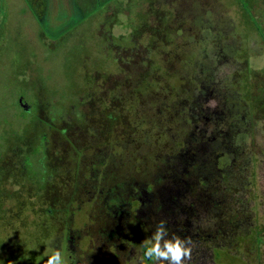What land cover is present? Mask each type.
Instances as JSON below:
<instances>
[{
    "label": "rangeland",
    "instance_id": "obj_1",
    "mask_svg": "<svg viewBox=\"0 0 264 264\" xmlns=\"http://www.w3.org/2000/svg\"><path fill=\"white\" fill-rule=\"evenodd\" d=\"M106 142L114 183L162 193L146 227L43 228L52 202L27 199L44 187H32L46 169L36 147L57 160L81 145L103 162ZM204 151L229 176L207 198L183 166ZM165 163L178 174L160 184ZM81 208L76 225L99 219ZM162 219L190 239L186 264H264V0H0V264H44L47 245L76 264H131ZM241 232L254 237L236 246Z\"/></svg>",
    "mask_w": 264,
    "mask_h": 264
},
{
    "label": "flooded vegetation",
    "instance_id": "obj_2",
    "mask_svg": "<svg viewBox=\"0 0 264 264\" xmlns=\"http://www.w3.org/2000/svg\"><path fill=\"white\" fill-rule=\"evenodd\" d=\"M19 101L23 106H28L29 115H34L31 112V105L25 103L26 100L23 97H20ZM65 131L66 129H64ZM107 142L105 144L107 160L103 162L98 161L94 154H85L88 151L82 149L81 145L71 144L72 148L66 146V148L63 147V150H54L57 160L50 157L48 144L36 147L44 152L43 161L46 164V169L42 181H34L32 187L38 183L43 184L44 187L42 188L43 192L29 188L27 199L37 200V196L41 195L47 204L52 202V207L45 210L46 217L43 228L146 227V221L142 219L144 211L152 209L156 202H161L163 200L162 193L159 189H155L157 187L155 182L149 184L151 190L139 181L127 180L125 183L124 181L114 183L112 167L114 156L110 154L108 149L111 146ZM98 150L100 151V147ZM98 150L96 151L98 152ZM8 164L11 166V171L8 172L13 176L16 175L15 178L18 179L16 161ZM6 183L16 187L19 182L5 177L1 184ZM25 185L28 186V183ZM86 202H90L93 206V212L89 211L88 215H94L93 213L96 211L99 219L93 220L91 225L80 227L75 224L74 219L82 211L81 205H86ZM157 209H161V207L157 205Z\"/></svg>",
    "mask_w": 264,
    "mask_h": 264
},
{
    "label": "clouds",
    "instance_id": "obj_3",
    "mask_svg": "<svg viewBox=\"0 0 264 264\" xmlns=\"http://www.w3.org/2000/svg\"><path fill=\"white\" fill-rule=\"evenodd\" d=\"M191 251L190 239L170 233L167 221L162 219L151 235L136 246L131 264H186ZM44 257L47 259L44 260ZM40 259L44 264H76V257H70L62 248L48 245Z\"/></svg>",
    "mask_w": 264,
    "mask_h": 264
},
{
    "label": "trees",
    "instance_id": "obj_4",
    "mask_svg": "<svg viewBox=\"0 0 264 264\" xmlns=\"http://www.w3.org/2000/svg\"><path fill=\"white\" fill-rule=\"evenodd\" d=\"M171 96H173L174 98H177L176 100L187 99V98H180V94H172V95H170V98H171ZM167 97L169 98V96H167ZM204 153L206 154V151H204ZM227 153H229V151ZM196 156L199 157L196 152H194V154L192 153V156H189L188 158L183 156V158L185 160V163L183 164L184 170H185L184 173L187 171L186 176L190 177L191 181L188 182V186H189L191 193L197 194L198 197L199 196L202 197V195H203L205 198H207V197H209L208 195H210V191L212 189V186L215 185L217 182H219L221 185V183L223 182V179L228 180L229 176L227 175V176L221 177V173H220L221 168L219 167V164L217 165V162H219L221 164V162H220L221 160L218 158L219 156H216L213 158V156H214L213 154L207 153L204 156L205 158L203 159V161H198L196 159ZM234 158H235V154H234ZM177 159H180V156H178ZM226 161H227V159H224L222 161V164H224V163L230 164ZM233 161L236 162L235 159H233ZM165 165L168 166V170H167L168 174L164 176V173H162L163 177L161 179L160 184L164 183L163 181L167 178L176 179V175L178 174V171L176 168L177 165H174V164L171 165V163H167V164L165 163ZM221 178H223V179H221ZM129 180L136 182V180L133 177H130ZM221 190H222V188L220 187L219 191L221 192ZM205 192L207 193L206 194L207 197L205 195ZM210 201H211V199H210ZM239 230H240V228H238L237 231H239ZM242 232H241V234L238 235V239L236 238V241L235 242L233 241L234 245L237 246V241L240 242L239 240L241 238L246 237V238H251V240H252V238L254 237L253 232L252 233L251 232L250 233H242ZM255 237H256V235H255ZM256 240H257V238H256ZM253 241H251V242L253 243ZM231 247L225 246V245L223 246V248H228V249ZM221 248L222 247L217 246L216 249H221ZM236 249H237V247H236Z\"/></svg>",
    "mask_w": 264,
    "mask_h": 264
},
{
    "label": "water",
    "instance_id": "obj_5",
    "mask_svg": "<svg viewBox=\"0 0 264 264\" xmlns=\"http://www.w3.org/2000/svg\"><path fill=\"white\" fill-rule=\"evenodd\" d=\"M24 107H25V110H26L27 112L30 111V109L28 108V106L26 107V105H24Z\"/></svg>",
    "mask_w": 264,
    "mask_h": 264
}]
</instances>
